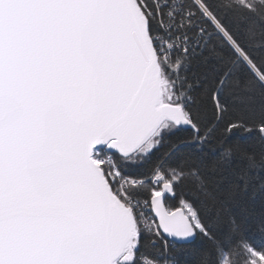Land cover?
I'll use <instances>...</instances> for the list:
<instances>
[{"label":"snow or ice","instance_id":"snow-or-ice-1","mask_svg":"<svg viewBox=\"0 0 264 264\" xmlns=\"http://www.w3.org/2000/svg\"><path fill=\"white\" fill-rule=\"evenodd\" d=\"M0 264H264V0H0Z\"/></svg>","mask_w":264,"mask_h":264}]
</instances>
